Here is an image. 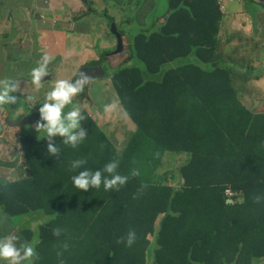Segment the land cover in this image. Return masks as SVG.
Here are the masks:
<instances>
[{"label": "trees", "instance_id": "obj_1", "mask_svg": "<svg viewBox=\"0 0 264 264\" xmlns=\"http://www.w3.org/2000/svg\"><path fill=\"white\" fill-rule=\"evenodd\" d=\"M166 5L164 21L128 43L143 67L121 64L109 76L138 124L121 152L85 108L89 135L77 149L61 144L49 156L46 139L16 138L24 163L14 166L16 180L0 176V227L11 222L22 241H36L39 264H264V199H254L264 196V108L241 94L252 71L240 68L252 63L239 35L224 36L219 0ZM168 152L185 156L175 185L160 174ZM79 156L92 169L119 158L121 174L140 175L116 192L79 190L67 168ZM33 213L48 218L38 230L14 222ZM129 229L137 233L131 248L116 242ZM64 240L70 247L58 258Z\"/></svg>", "mask_w": 264, "mask_h": 264}, {"label": "rangeland", "instance_id": "obj_2", "mask_svg": "<svg viewBox=\"0 0 264 264\" xmlns=\"http://www.w3.org/2000/svg\"><path fill=\"white\" fill-rule=\"evenodd\" d=\"M88 2L90 5L93 6L94 4L97 9L101 10L100 13L102 15H112L119 31L129 41L133 39V36L136 33L145 30H151L152 28H154L156 22H160L161 17H165L164 15H166L165 13H167L166 0H88ZM219 2L223 9H225L224 11L227 12V23L224 29L225 33H229L234 28L241 26L244 20H253L258 16V13L262 11L264 7V0H219ZM30 3H34V1L0 0V13H2L0 15V46L6 48L0 50V79L9 77L15 79L19 85L17 91L13 93L18 97L17 105L15 106L14 104H10L9 108L7 106L0 107V176L7 177L9 181L16 180L17 175L20 173V170H15L14 166L20 165V163H24V158L22 156V151L18 150V143L16 140L19 135L20 129L19 127H12L11 124H8V122L17 121L19 124L23 125L21 127L23 133L31 135L35 138H39V136L37 137L35 126L28 124V115L26 114V112H24L26 111L25 103L31 105V101H29L27 97L32 96L35 100L41 102V100H43L44 94L51 89L57 79L70 78L76 72L71 70L56 71L54 65L49 64L48 67L51 75L50 79L42 81L39 90L35 89L31 84L29 71L32 67L36 66L39 55L35 52V49L34 53L31 54L28 53L29 49L25 51L18 48V46H14V48H7L9 44L6 43V39L4 37L6 35L7 37H10L9 34L13 32V29H10L8 31L9 34L6 33V29L9 25V16H12L14 18L16 16L19 19V21H16V26L20 24V40L23 41L24 45H26V47L28 48L30 45L35 46L36 43H38V38L41 36V33L38 34L37 32L34 37L33 30H35V28H48L52 24H55L54 27H56L60 31H64L66 25L63 23H66V20L65 16L61 14L62 19H57L56 23H53V13L47 12L44 18H42L39 22L29 24L24 21H27V19H25L26 16L23 15L21 9L23 10L24 8H28L30 6ZM46 5L47 4L45 3V6ZM96 8L94 9L97 10ZM57 11L61 10L58 9ZM232 13L238 14V16L231 18ZM45 20L50 21V23L39 25L40 22H44ZM72 24H75V22H72L70 26H72ZM88 25V28H84L82 30H88L95 33L94 31L98 27L97 24L89 23ZM56 28L53 31L48 32L49 36H46L45 40L52 43L56 41L55 46H63V39L58 38L55 40L54 31L56 30ZM107 32L111 38H114L109 32V28ZM15 38L17 37L15 36ZM102 53L107 54L108 50H103ZM124 59L125 56L122 60ZM112 61L113 62L111 66H108L107 63H104L103 66L91 67L93 70H101L102 68H106L108 69V73L106 77L103 76L98 78L97 80H91V82L88 83L87 97L88 103L91 102L93 104L91 106L89 105L91 109L87 106L86 103L81 104V106L91 111V118L97 123L101 131L110 138L113 144L117 147L118 151L121 152L126 146L130 134L136 129V126H138V124L128 116L123 107L118 105L119 103L116 98V93L110 82L109 76L121 64L123 66L136 65L138 67H143V64H141L135 58H131L129 60L127 59V61L123 63L116 56L112 57ZM262 63L263 64H260L257 68L254 69L256 75H264V62ZM85 66H89L88 63H86ZM243 68L248 69L247 66H243ZM254 70L251 71L253 72ZM246 71L247 70H245V72ZM251 80L255 81V75L252 76ZM248 85H250V83H248ZM242 89L243 91L241 94L243 100L249 105V107L257 109L264 108V87L250 85L243 86ZM24 94L27 95L26 98L22 97ZM81 94H79L78 96H80ZM82 100H85L84 97H75L74 103L79 106L80 101ZM109 103L111 104L108 105ZM32 106H34V104ZM36 107H39V105ZM3 108L8 114L7 125L4 121L5 117L3 116ZM17 111L23 112V116L19 119L18 117H16ZM30 119L35 120L34 117H31ZM43 139L44 138H40L39 140ZM184 160V155L178 156L174 152H168V154L164 157V165L163 168L160 169V174L167 176L171 175L169 176V183L173 185L177 184L178 180H175V177L178 176L179 166L183 163ZM43 216L35 214L26 217L21 221L20 224L24 227H31L32 229L36 228V230H38L37 226L39 224L41 225L42 222H46L48 220L46 216H44L45 218ZM20 218L21 217L17 218L16 220H20ZM16 225L18 227L20 226L19 224ZM0 232L17 234V229L15 227H12L11 222H7L2 223Z\"/></svg>", "mask_w": 264, "mask_h": 264}, {"label": "clouds", "instance_id": "obj_3", "mask_svg": "<svg viewBox=\"0 0 264 264\" xmlns=\"http://www.w3.org/2000/svg\"><path fill=\"white\" fill-rule=\"evenodd\" d=\"M80 1L85 4L87 9H90L93 11L94 8L92 5L89 4V2L85 3L83 0H80ZM220 7L224 11L221 4H220ZM45 8H46L45 3L42 2V9L36 10V12L34 13L32 17L31 14L34 11V3H30V6L28 8H24L23 10L21 9V12L23 13V15L26 16L25 19H27V21L24 20V18L23 20L29 24L39 22L42 18H44L46 13L49 12V11L46 12ZM87 9H86V12H87ZM93 12L97 13L98 11L95 10ZM51 13H53L52 15L60 14V16L57 19H62L61 11L55 10L54 12H51ZM1 14L2 13H0V15ZM81 15H82L81 12H79L78 14L75 13L74 17H72L71 20L76 21L78 18H80ZM64 16L66 17V15ZM102 16L105 19L107 18V15H102ZM54 18H55V15H54ZM113 18L114 17H112V19ZM57 19H54L55 21L52 20V22L56 23ZM16 21H19V19L16 16L14 19H12L9 16V25L6 29V33L9 34L8 31L10 29H13V32L9 34L10 37H7V35L4 37L6 39V43L9 44L7 48L10 47L9 41L12 38H15V36L17 37L16 45L24 46V42L20 40V32H19L20 24L16 26L17 25ZM44 23H50V21L45 20L44 22H40L39 25L44 24ZM67 23L68 21L66 20V23H65L66 26H67ZM54 26L55 24H52L48 28L46 27H40V28L55 29L56 27ZM55 31L65 32L62 30L60 31L57 28ZM36 33L37 31L33 30L34 37ZM123 42L125 46L128 47V43L130 41L124 40V37H123ZM30 47L33 48L32 45H30ZM32 48L31 50L33 54L34 49ZM1 49H4V47L1 46ZM109 51L111 50H108V53ZM35 52L38 53L36 49H35ZM130 52H131V49H130ZM108 53L107 54L103 53L98 58L99 60L100 58L103 60L108 59V66H111L113 62L112 61L113 56L107 57ZM104 55L105 57L102 58ZM114 56L118 57L121 62H123L124 60H127L126 58L122 60L125 55L123 56L114 55ZM53 59L54 57L51 54L45 52L37 60L36 66L30 69L29 71L30 81L35 89L39 90L41 87V82L50 79V72H49L48 66L53 61ZM97 59L94 61H91L90 63L97 61ZM86 63L89 64V62H86ZM248 70H250V68H248ZM105 71L107 73V70ZM46 76H49V78H46ZM89 80L90 78L85 73L76 71L73 74V76L70 78L57 79L54 85L51 87V89L44 94L43 100H41V102L35 100L32 96L27 97L26 94L22 96L24 98L27 97V99L31 101V105L28 103H25L26 111L24 112H26L27 115L37 114V113L39 114V117L36 123L30 122L28 124H32L33 126H35L37 137L39 136V138H35L32 136L34 139H37V140H39L40 138L46 139L47 141L46 150L49 156H55L58 153H62L61 147H60L61 144L66 145L72 149H77L78 146L81 145L85 141L86 137L89 135L88 131L85 129V127L81 123L86 118L84 113L81 110V108H83L81 104H84L86 102L85 100L80 101L79 106L74 103V98L79 97L78 95L81 94L85 90V87L89 83ZM18 87H19L18 82L15 79H12L9 77L0 79V107L7 106L9 108L10 104H14L15 106L17 105L18 97L14 95L13 93L17 91ZM80 98H82V96ZM33 104L34 106H32ZM86 104L90 108L92 103L87 102ZM38 105L39 107H36ZM30 107H36V108H30ZM3 110H4L3 116L5 117L4 121L6 122V125H7V122H8L7 115L8 114L4 108ZM86 110L88 111L89 116L92 117L91 111H89L88 109ZM22 113L23 112L17 111L16 117L18 118L22 117L23 116ZM12 127H16V126H12ZM21 127L19 129H21ZM19 135L23 138L26 137L25 133H21L20 130H19ZM27 136H31V135L27 134ZM57 137L60 138L59 142H56L55 138ZM19 146H21V144L18 143V150H19ZM22 164L23 163H20V165ZM87 164H88V158L85 156H79L74 159H71L67 164L68 170L71 173H73V175L70 176L72 186L76 189L87 190L91 186V188L93 189L102 188L105 192H108V193L111 191L116 192L121 187H123L132 176L138 177L140 175V171L137 168H132L129 174H121L118 171V168L120 166L119 158L110 159L107 162H105L101 167L95 168V169L87 167ZM20 165H16V166H20ZM225 194L227 196L228 204H231L235 201L233 199V196L236 195V192L230 186H228L225 189ZM254 199L256 202H260L262 199H264V196L257 195L254 197ZM229 200H232V201L230 202ZM35 214H39V213H33L30 215L22 216L20 220H15L14 222L16 224H19L20 225L19 227L23 229L31 230L32 229L31 227H24L20 223L26 217H29ZM64 231L65 229L62 226H57L52 229V234L55 237H61ZM136 240H137L136 231L134 229H129L123 236L118 237L116 242L123 243L125 247L131 248L135 244ZM69 247L70 245L67 242V240H64L63 242H61L59 249L57 250V253H56L57 257L58 258L61 257L63 255V252L67 251ZM40 259L41 257L39 253L37 252V248H36V241L34 240L32 241L23 240L22 241L21 238L17 234H14V233L0 235V264H39ZM59 264H64L62 259L59 261Z\"/></svg>", "mask_w": 264, "mask_h": 264}, {"label": "crops", "instance_id": "obj_4", "mask_svg": "<svg viewBox=\"0 0 264 264\" xmlns=\"http://www.w3.org/2000/svg\"><path fill=\"white\" fill-rule=\"evenodd\" d=\"M33 1H34V11L31 14L32 17L36 12V10L42 9V2L47 3L45 8L46 12L47 11L54 12L55 10L61 9V13L66 15L65 19L68 21V23L67 26L65 27L66 29L64 30L65 32L54 31L55 40L58 38L63 39V46H57V45L55 46L56 41L52 43L50 41L48 42L47 40H45V37L49 36L48 32H51L54 29L36 28L35 30L41 33V36L38 38V43H36L37 46H33V48L30 46L28 48L26 47V45L18 46L16 45L17 39L12 38L9 41L10 42L9 48H14V46H18V48L23 49L25 51L29 49L28 53L31 54H32L31 48L36 49L39 57L43 53L47 52L54 57L50 65H54L56 71H62V70L77 71L76 68H78L82 64L96 60L101 54H103L102 53L103 50H111L115 47L116 39L111 38L109 36L107 32L108 23L106 19L101 15L100 13L101 10L97 9L94 4H93V8H96L98 10L97 13L93 11L86 12L87 7L80 0H62V1L33 0ZM79 12H81L82 14L80 18H78L76 21H72L71 19L72 17H74L75 13L78 14ZM224 12H225V19L222 25V32L224 36L228 37L233 35V33L235 35H239V39L242 42L243 46L245 47L244 55L252 63V68L250 67L249 68L250 70H254L255 67L259 66L260 64H263L262 62H264V7L263 10L258 13V16L255 17L253 20L251 21L244 20L241 26L234 28L229 33H225L224 31L225 25L227 23V12L226 11ZM54 15H55L54 19H57L60 16V14H54ZM235 16H238V14L235 13L231 14V18ZM11 18L14 19V17L12 16ZM163 21L164 18L162 17L160 22L157 23H161ZM72 22H75V24H72V26H70ZM89 23L97 24L98 27L94 31L95 33L90 32L88 30H82L84 28H88ZM123 37L124 40L129 41L126 39L124 35ZM229 45L234 46V42H230ZM0 50H1V46H0ZM253 58L254 60H252ZM191 60L192 58H190L189 60L185 59L184 61H191ZM240 70L245 71L248 69L240 68ZM253 75H255L256 82L251 80ZM252 76H248L246 78L248 83L258 87H264V75L258 76L255 74L254 71L252 73ZM46 78H49V76H46ZM110 104L111 103H109L108 105ZM20 132L23 133L22 129H20ZM25 136H27V134H25Z\"/></svg>", "mask_w": 264, "mask_h": 264}, {"label": "water", "instance_id": "obj_5", "mask_svg": "<svg viewBox=\"0 0 264 264\" xmlns=\"http://www.w3.org/2000/svg\"><path fill=\"white\" fill-rule=\"evenodd\" d=\"M85 3L88 2V0H83ZM93 11H95V9H93ZM107 22H108V28H109V32L110 34L116 39V44H115V47L113 50L109 51L108 53V56L107 57H111V56H114V55H125V58L126 59H130L131 58V52H130V49L128 47L125 46L124 42H123V34L119 31L116 23H115V20L112 19L111 16H107L106 18ZM100 61H103V60H99ZM93 63H89L88 65H93ZM86 70H88V74H86ZM79 72H83L85 73L89 78V82L91 80H94L96 78H100V77H103V76H106L107 73L106 71L102 68L101 69V72H96V70H93V69H89V68H81L79 70ZM31 117H34L35 120H31L30 118ZM38 117H39V114H31V115H28V119H27V122L30 123V122H33V123H36V121L38 120ZM8 124H11V126H16V127H21L22 125L19 124L18 122H8ZM230 202L232 200H229Z\"/></svg>", "mask_w": 264, "mask_h": 264}, {"label": "flooded vegetation", "instance_id": "obj_6", "mask_svg": "<svg viewBox=\"0 0 264 264\" xmlns=\"http://www.w3.org/2000/svg\"><path fill=\"white\" fill-rule=\"evenodd\" d=\"M105 57V55L102 57V58H104ZM100 60H103V59H101L100 58ZM90 63V62H89ZM104 63H107L108 64V59H104L103 61H100L99 62V58L97 59V61H95L94 62V64L93 65H89V66H85V64H82L81 66H79L78 68H77V71L79 72V70L81 69V68H89V69H92L91 67H99V66H103L104 65ZM103 69H105V70H107L108 71V69H106V68H103ZM86 72V74H88V70H86L85 71ZM96 72H101V70H96ZM98 78H96L95 80H97ZM93 81V80H92ZM91 82V81H90ZM89 105V104H88Z\"/></svg>", "mask_w": 264, "mask_h": 264}]
</instances>
